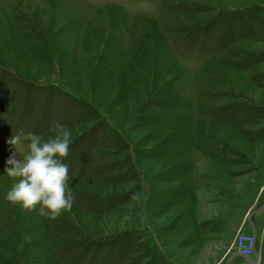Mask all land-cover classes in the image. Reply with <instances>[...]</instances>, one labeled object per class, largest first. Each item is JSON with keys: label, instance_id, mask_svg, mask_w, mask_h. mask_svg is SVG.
Returning <instances> with one entry per match:
<instances>
[{"label": "rangeland", "instance_id": "374dc122", "mask_svg": "<svg viewBox=\"0 0 264 264\" xmlns=\"http://www.w3.org/2000/svg\"><path fill=\"white\" fill-rule=\"evenodd\" d=\"M56 121L75 201L53 220L3 169ZM226 262L264 264V0H0V264Z\"/></svg>", "mask_w": 264, "mask_h": 264}, {"label": "clouds", "instance_id": "9594fccd", "mask_svg": "<svg viewBox=\"0 0 264 264\" xmlns=\"http://www.w3.org/2000/svg\"><path fill=\"white\" fill-rule=\"evenodd\" d=\"M51 131L54 135L46 139L32 131L12 135L7 143L22 144L24 151L10 150L3 171L14 181L5 194L7 202L54 220L71 212L75 194L69 187V165L64 162L73 143L72 132L58 121Z\"/></svg>", "mask_w": 264, "mask_h": 264}, {"label": "built area", "instance_id": "2783aa9c", "mask_svg": "<svg viewBox=\"0 0 264 264\" xmlns=\"http://www.w3.org/2000/svg\"><path fill=\"white\" fill-rule=\"evenodd\" d=\"M236 251L239 252L241 255L249 256L253 254V249H254V243L252 236L245 233V232H240L236 236Z\"/></svg>", "mask_w": 264, "mask_h": 264}, {"label": "water", "instance_id": "95a60500", "mask_svg": "<svg viewBox=\"0 0 264 264\" xmlns=\"http://www.w3.org/2000/svg\"><path fill=\"white\" fill-rule=\"evenodd\" d=\"M254 211H252L250 214H252ZM235 254L239 255L240 257H242L245 261H248V262H255L256 258H257V252L255 251V249H253V255L255 257L254 260L250 259L249 256H245V255H241L239 252H235ZM226 264H228V262H226Z\"/></svg>", "mask_w": 264, "mask_h": 264}, {"label": "trees", "instance_id": "16d2710c", "mask_svg": "<svg viewBox=\"0 0 264 264\" xmlns=\"http://www.w3.org/2000/svg\"><path fill=\"white\" fill-rule=\"evenodd\" d=\"M203 34H207L206 36H211V32L205 33V31H202ZM196 45H194L192 48H194ZM194 50V49H193Z\"/></svg>", "mask_w": 264, "mask_h": 264}, {"label": "bare ground", "instance_id": "6f19581e", "mask_svg": "<svg viewBox=\"0 0 264 264\" xmlns=\"http://www.w3.org/2000/svg\"><path fill=\"white\" fill-rule=\"evenodd\" d=\"M229 263V262H228Z\"/></svg>", "mask_w": 264, "mask_h": 264}, {"label": "crops", "instance_id": "0c3cea01", "mask_svg": "<svg viewBox=\"0 0 264 264\" xmlns=\"http://www.w3.org/2000/svg\"><path fill=\"white\" fill-rule=\"evenodd\" d=\"M254 213V212H253Z\"/></svg>", "mask_w": 264, "mask_h": 264}]
</instances>
